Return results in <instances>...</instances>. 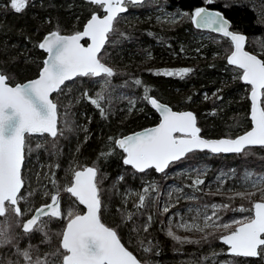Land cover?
Returning <instances> with one entry per match:
<instances>
[{"label":"trees","instance_id":"obj_1","mask_svg":"<svg viewBox=\"0 0 264 264\" xmlns=\"http://www.w3.org/2000/svg\"><path fill=\"white\" fill-rule=\"evenodd\" d=\"M0 4L5 5L0 8V69L11 75L12 83L37 76L45 53L36 45L45 34L57 29L63 34L75 33L82 29L94 11L102 13L88 0H29L21 13L7 7L8 0H0ZM127 6L128 10L120 14L115 24L118 32L126 34L127 39L113 36L112 39L119 42L106 44L101 50V62L108 64L116 73L110 78L105 102H102L107 118H102L100 111L83 97L87 91L95 98L104 87L103 77H76L66 83V91L52 95L58 104V128L63 129V135L55 138L49 135L26 136V139L40 140L41 148L35 150V144L33 151L25 153L22 192L32 191L34 195L27 202H21L20 206L22 209H34L50 199L43 195L45 191L55 194L57 188L61 191V208L77 203L74 197L63 191L64 186L70 185L72 171L96 165L105 177L102 222L114 228L119 225L120 240L146 264H225L226 261L232 264H264V259L259 257L228 255L227 248L218 238L200 244L180 245L166 234L169 213L190 203L201 207L229 204L231 208H239L243 205L245 212L222 211V222L249 219L253 203L262 200L257 188L206 191L203 188L205 180L203 184L191 187L193 181L181 179L180 185L191 191L195 198L169 206L168 213L159 209L161 202L167 200L166 188L171 181L167 173L173 168L196 164L199 171L209 165L211 176L219 169H233L231 179L236 181L248 169L257 174L264 172V147H249L247 155L195 151L171 164L164 173H157L152 168L140 173L123 164L124 152L114 145L116 138L158 122L159 115L144 99L146 95L176 110H192L201 134L208 138L234 137L250 128L249 86L242 83L241 71L226 62L232 48L230 40L197 30L191 15L196 7L202 6L222 11L231 21L232 29L247 36L246 48L264 60V0H214L211 5L206 0H144L141 4ZM164 10L183 13L181 20L166 22L159 16ZM180 68L193 71L184 78L155 74ZM135 79L141 80L140 86L135 85ZM145 89L149 91L146 93ZM109 137L113 141H109ZM110 150H113L112 155L100 159L101 153ZM121 175L124 180L118 181ZM53 178L55 184L52 183ZM149 183H154L157 190L150 192L146 206L137 210L134 207L138 203L137 193ZM236 192H255L256 195L250 200L241 199L234 196ZM77 205L80 209V204ZM182 211L183 207L180 213ZM127 213L133 214L130 221L122 215ZM149 216L152 217L150 224ZM62 224V218L53 219L49 225L50 235L60 232ZM145 225H148L147 231L143 230ZM13 228L21 237V249L31 243L42 255L59 247V237L55 235H52L51 244H45L41 243V233L34 232L25 237L19 228H15L14 220ZM203 235L190 238L198 240ZM146 248L151 251H145ZM0 259H16L14 249L11 246L0 248ZM20 264H23L22 260Z\"/></svg>","mask_w":264,"mask_h":264},{"label":"snow or ice","instance_id":"obj_2","mask_svg":"<svg viewBox=\"0 0 264 264\" xmlns=\"http://www.w3.org/2000/svg\"><path fill=\"white\" fill-rule=\"evenodd\" d=\"M88 2L98 6L105 14L101 16L94 11L83 30L72 35H62L58 29L45 34L36 45L47 53L44 66L40 69L37 78L25 83L13 84L11 75L0 69V248L11 246L16 257L14 260L0 259V264H20L21 260L23 264H140L133 253L121 243L118 236L119 225L114 228L101 222L102 197L106 191L103 188L105 177L96 165L74 170L70 186L63 189L71 197L76 198L79 204L86 206L85 214H79L73 207L62 210L59 188L55 194L45 191L43 195L50 197V202L39 208L22 209L20 206L21 202H27L29 197L34 195L32 191L27 194L21 191L24 187L21 166L25 151H33L32 146L26 144V136L31 137L34 133H46L53 138L63 135V129L58 128V104L49 98L50 94L63 92L66 87L65 82L74 77H103L104 87L101 92L96 93L93 98L85 91L83 97L100 111L102 118H107L102 102H105V92L111 83L110 78L116 73L113 68L101 62V50L106 44L119 42L113 40V36L127 39L126 34L118 32L115 24L118 23L120 14L128 10L127 5L141 4L143 0H88ZM206 2L211 5L214 0H206ZM28 4L29 0H8L7 7L15 13H21ZM4 7L5 5L0 4V8ZM179 15L181 14H170L166 22H177L176 17ZM191 19L198 29H210L222 33L233 43L234 50L227 57V62L242 69L243 74L240 79L251 85V119L254 127L235 138L204 139L199 135L201 129L197 126L193 112L173 111L168 105L158 102L157 98L146 95L144 99L159 112L162 117L161 122L151 129L114 140L115 147L126 154L123 164L132 166L137 172L144 173L145 170L154 168L157 173H164L171 164L181 161L195 151L207 149L212 153L247 155L250 146H264V107H257L258 97L264 95V60L243 50L246 37L230 31V22L220 11L196 7ZM85 37L91 40L87 47L80 43ZM192 71L191 68H180L163 70L162 73L155 74L184 78ZM134 83L140 86L142 82L140 79H135ZM148 91L145 89L146 93ZM217 99L221 97L217 96ZM109 141H113V138L109 137ZM40 148L41 145L37 144L35 150L38 151ZM112 154L113 150L101 153L100 159ZM204 174V170H199L197 178L190 186L203 184L204 180L199 177ZM245 178L262 195V201L253 203L254 217L222 222L220 215L222 211L247 210L243 205L239 208H231L229 204L205 205L203 210H196V215L190 221H181L175 225L169 221L166 234L180 245L200 244L218 238L229 246L227 254L232 257L264 259V173L247 172ZM117 180L123 181L124 176H119ZM52 183H56L54 178ZM156 190L154 183L144 186L142 191L137 193L138 203L134 207L137 210L144 208L149 193ZM254 195L255 192L234 194L241 199L249 200ZM33 211L35 214L28 216V213ZM169 211L170 207L165 205L163 212ZM122 215L130 221L133 214ZM65 217L66 227L61 232L50 235L49 225L52 220ZM13 220L15 228H19L25 237L31 236L34 232L41 233L43 235L41 243L51 244L52 235L60 237L59 247L42 255L31 243L21 249L19 247L21 237L14 231ZM148 221L150 224L151 216L148 217ZM233 225L238 226L233 228ZM173 227L185 231H198L204 235L198 240L187 236L181 237L176 235ZM147 229L148 225H145L143 230L147 231ZM220 230L223 232L221 233ZM145 251L151 249L146 248ZM225 264L232 262L226 261Z\"/></svg>","mask_w":264,"mask_h":264},{"label":"rangeland","instance_id":"obj_3","mask_svg":"<svg viewBox=\"0 0 264 264\" xmlns=\"http://www.w3.org/2000/svg\"><path fill=\"white\" fill-rule=\"evenodd\" d=\"M128 8V6H127ZM178 12H172V11H168V10H164L160 13L159 16H161L162 18H165L164 20H167V17L170 14H176ZM176 17L177 22H179L182 18V14ZM175 22V23H177ZM70 87V86H69ZM68 89V85L67 87H64V91H66ZM63 91V92H64ZM264 101V97L262 99V102ZM40 140L36 139V138H27L26 139V144H30L32 147L35 146V144H39ZM34 144V145H33ZM27 152V150L25 151V153ZM30 152H28L29 154ZM196 164L189 166V165H183V166H178L172 169V171H169L167 173V175L170 177L169 179H171V181H169V184H167V188H166V198L167 200H165V202H161L159 209H161L163 211V207L165 205L168 206H172L176 203H180L182 204L183 201L185 200H191L193 198H195V196L193 195V193L191 191L185 190L182 185H180V180H186V181H193L194 179L197 178V173L199 171L196 170ZM210 166H204L201 170H204L205 174L201 175L200 179L205 180V185H204V190L206 191H221L222 189L224 190H229V191H233V190H249V189H253L256 187H252L251 184L246 181L245 178V174L247 172H252L251 170H245L243 172L242 177L239 180H232V170L233 169H229L228 171H224L219 169L220 171L215 172L212 176L209 175V171H210ZM231 172V173H230ZM73 173V171H72ZM264 173V172H262ZM260 173V174H262ZM72 175V174H71ZM68 183L64 186L67 187ZM223 190V191H224ZM136 192V190H134ZM75 201V200H74ZM78 203V202H77ZM76 201L74 202L73 205H69V206H65L62 208V210H66L69 207H73L76 209V211L78 212V205H77ZM79 204V203H78ZM81 206V205H80ZM183 207V213H180V211L182 210ZM182 207L180 209L175 210L173 213H169L168 217H167V224H166V228L169 225V221L172 222L173 225L181 222V221H190L191 218L193 216L196 215V210L197 209H201L203 210L204 207H201L195 203H190L188 205H182ZM82 206L79 209V212H81ZM191 210V211H190ZM209 214L211 212V210H208ZM63 224L61 227L60 232L63 230L64 225L67 221V218H62ZM167 230V229H166ZM173 231L176 233V235H179L181 237H192L194 235H201L203 233L198 232V231H185L183 229H178L173 227ZM59 242H60V237L58 240V246H59ZM127 242V240H126ZM174 264V263H171Z\"/></svg>","mask_w":264,"mask_h":264},{"label":"water","instance_id":"obj_4","mask_svg":"<svg viewBox=\"0 0 264 264\" xmlns=\"http://www.w3.org/2000/svg\"><path fill=\"white\" fill-rule=\"evenodd\" d=\"M202 7H206L209 11H220V10H217V9H213V8H210V7H207V6H202ZM222 14H223V16L230 22V28H229V30L230 31H232V32H236V33H239V34H243L245 37H246V39H247V36L244 34V33H242V32H239V31H234L233 29H232V27H231V21L224 15V13L222 12V11H220ZM105 13L103 12V14H101V16H103ZM88 19H90V17L88 18ZM87 22V21H86ZM86 22H85V24H86ZM84 24V25H85ZM193 25H194V27L197 29V30H200V31H208V32H212V33H215V34H218V35H221V36H223V34L222 33H216V32H214V31H212V30H210V29H198L196 26H195V23L193 22ZM84 27V26H83ZM83 27H82V29L80 30V31H82L83 30ZM49 33V32H48ZM62 35H72V34H74V33H71V34H63V33H61ZM45 36V35H44ZM43 36V37H44ZM43 37L41 38V40L43 39ZM226 38H228V37H226ZM229 40H230V38H228ZM40 40V41H41ZM231 41V40H230ZM80 43L82 44V45H84L85 47H87L88 46V44H90L91 43V40H90V38H88V37H85V38H82V40L80 41ZM232 43V42H231ZM246 41H245V44H244V46H243V50L244 51H247V52H249L250 54H253V55H256V54H254V53H252V52H250V51H248L247 49H246ZM234 50V45H233V43H232V50L230 51V53L226 56V62H227V57L228 56H230L231 55V53H232V51ZM44 53H45V57H44V60L47 58V53L44 51V50H42ZM257 57H258V59H261L262 60V58H260L258 55H257ZM44 60H43V62H44ZM103 63V62H102ZM228 63V62H227ZM44 65H42V67H43ZM108 66V65H107ZM231 66H233V65H231ZM41 67V68H42ZM236 67V66H235ZM40 68V69H41ZM241 71H242V73H241V76H242V74H243V70L242 69H240ZM39 72H40V70H39ZM39 72H38V75H39ZM38 75L37 76H35V77H33V78H30V79H28V80H25V81H22V82H18V83H25V82H27V81H30V80H33V79H35V78H37L38 77ZM75 78V77H74ZM242 81V80H241ZM244 84H248V83H246V82H244V81H242ZM250 85V84H249ZM251 86V85H250ZM250 92H251V89H250V91H249V94H248V96H249V100H250V111H249V118H250V120H251V127L247 130V131H245V132H243V133H241V134H239L238 136H240V135H243V134H245L246 132H248V131H250L253 127H254V122L252 121V119H251V107H252V101H251V98H250ZM54 93V92H53ZM53 93H51L50 94V99H52V94ZM151 97H153V96H151ZM261 98H262V95L261 96H259L258 97V101H257V107H262V104H261ZM53 101V100H52ZM158 102H160V103H163V102H161V101H159L158 100ZM163 104H166V103H163ZM151 105V104H150ZM167 105V104H166ZM152 106V105H151ZM169 106V105H168ZM170 107V106H169ZM152 108L157 112V114L159 115V117H160V119H159V121L156 123V124H154V125H151V126H148V127H145V128H141V129H138V130H135V131H132V132H129V133H127V134H125V135H122V136H120V137H118L117 139H119V138H122V137H124V136H128V135H132V134H135V133H137V132H143V131H145V130H147V129H151V128H153V127H156L160 122H161V119H162V117L160 116V114H159V112L152 106ZM173 111H177V112H183V111H191V112H193L192 110H174V109H172ZM194 113V112H193ZM195 114V113H194ZM196 116V115H195ZM196 120H197V117H196ZM197 126H198V124H197ZM199 127V126H198ZM200 128V127H199ZM35 134V133H34ZM46 134V133H45ZM35 135H40V134H35ZM49 135V134H48ZM199 135L202 137V138H204V139H208V140H215V139H220V138H231V137H219V138H207V137H204L203 135H201V132L199 133ZM238 136H236V137H238ZM233 138H235V137H233ZM207 150V149H206ZM207 151H210V150H207ZM211 152V151H210ZM212 153V152H211ZM213 154H218V153H213ZM222 154H234V153H222ZM126 155V154H125ZM24 162V161H23ZM132 167V166H131ZM21 168H22V166H21ZM154 169V168H153ZM135 170V169H134ZM136 171V170H135ZM256 202H260V201H256ZM84 206V208H85V211L83 212V213H81V215H83V214H85L86 213V211H87V208H86V206L85 205H83ZM252 217H254V208H253V216ZM66 227V226H65ZM222 244H224L221 240H219ZM122 243V242H121ZM226 247H227V252H228V248H229V246L228 245H226V244H224ZM134 255V254H133ZM135 256V255H134ZM138 260V259H137ZM139 261V260H138ZM140 262V261H139ZM140 264H143L142 262H140Z\"/></svg>","mask_w":264,"mask_h":264},{"label":"flooded vegetation","instance_id":"obj_5","mask_svg":"<svg viewBox=\"0 0 264 264\" xmlns=\"http://www.w3.org/2000/svg\"><path fill=\"white\" fill-rule=\"evenodd\" d=\"M23 172V165H22V169H21V173ZM22 191V190H21ZM50 202V199L48 200V201H45V202H43V203H41V204H39L38 206H36L34 209H36V208H39L41 205H43V204H45V203H49ZM33 214H35L34 213V211L32 212V213H28V216H30V215H33ZM25 218H27V217H25ZM45 219H46V217H45ZM64 221V220H63ZM124 244V243H123ZM125 245V244H124ZM126 246V245H125ZM127 247V246H126ZM128 248V247H127ZM129 249V248H128ZM130 250V249H129ZM131 251V250H130ZM132 252V251H131ZM133 253V252H132ZM134 254V253H133ZM135 255V254H134ZM136 256V255H135ZM137 257V256H136ZM137 259H139L138 257H137ZM140 260V259H139ZM141 261V260H140ZM143 264H146L145 262H143V261H141Z\"/></svg>","mask_w":264,"mask_h":264}]
</instances>
